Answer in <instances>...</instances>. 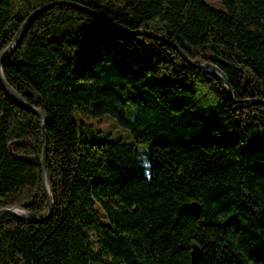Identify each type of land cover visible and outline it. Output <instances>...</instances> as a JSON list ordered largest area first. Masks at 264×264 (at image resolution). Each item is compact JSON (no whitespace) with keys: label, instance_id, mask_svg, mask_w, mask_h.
Instances as JSON below:
<instances>
[{"label":"trees","instance_id":"trees-1","mask_svg":"<svg viewBox=\"0 0 264 264\" xmlns=\"http://www.w3.org/2000/svg\"><path fill=\"white\" fill-rule=\"evenodd\" d=\"M57 1L111 23L57 4L3 62L8 83L47 117L55 207L44 224L0 219V264H192L194 245L198 264H264V106H236L173 46L121 29L165 36L219 66L236 99H264V0H0V54ZM75 22L86 26L60 33ZM76 111L114 117L133 142L80 134ZM42 149L40 119L0 84V210L47 213Z\"/></svg>","mask_w":264,"mask_h":264},{"label":"water","instance_id":"water-1","mask_svg":"<svg viewBox=\"0 0 264 264\" xmlns=\"http://www.w3.org/2000/svg\"><path fill=\"white\" fill-rule=\"evenodd\" d=\"M65 5L68 7H71L75 10H81L91 16H94L104 22H109L111 23L110 20L106 19L104 16L101 14L95 12L94 10L85 7L83 5H80L76 2H66V1H57L54 3H50L47 5H44L40 7L39 9L35 10L34 12L31 13V15L25 20V22L22 24L20 29L18 30L17 34L15 35L12 43L0 54V84L1 87L4 91V93L13 99L17 105L22 107L23 109H26L32 113H34L41 121V126H42V141H43V149H42V156H41V172H42V184H43V189H44V195L47 203V213L43 216H38L35 214H32L31 212H28L20 207H15V208H3L0 210V219L5 216V215H12L16 219L25 222V223H31V224H44L47 223L54 211L55 203L52 199V195L50 192V188L48 186V181H47V159H48V136H47V130H46V122H47V117L45 113L34 107L33 105L27 103L21 96L20 94L8 83L4 76L3 72V62L6 61L12 53L19 47L21 42L23 41L25 35L29 31V29L32 27L33 23L37 20V18L46 10H48L50 7L55 6V5ZM121 29L127 33L131 34H136V35H141L145 36L148 38H153L156 40H159L161 42L167 43L171 46L174 47V49L177 51V53L185 60V62L196 69L200 70H205L208 71L212 74H214L217 78H219L224 86L228 90V98L235 104L236 106L238 105H247V104H258V105H263L264 106V99H253V98H247V99H236L234 97V92L232 89V86L230 84L229 78L225 74V72L217 65L210 63V62H202V63H196L194 60L189 58L183 49L177 45L176 43L172 42L165 36L159 35L155 32L146 30L144 28L138 29L136 31H130L124 27H121ZM189 208L196 211L197 213L200 212L201 208L199 204L197 203H192L189 205ZM192 257V264H198L200 261L201 253L200 249L197 245L193 246V250L191 253Z\"/></svg>","mask_w":264,"mask_h":264},{"label":"rangeland","instance_id":"rangeland-1","mask_svg":"<svg viewBox=\"0 0 264 264\" xmlns=\"http://www.w3.org/2000/svg\"><path fill=\"white\" fill-rule=\"evenodd\" d=\"M208 3L219 7L217 0H205ZM86 24L82 22H75L67 24L60 29V33L77 32L81 28L85 27ZM131 109V108H130ZM74 120L78 126V132L84 134L90 139L97 141H118L121 140L125 143L133 142V137L127 128L120 126L114 117L108 115L97 118H85L82 117L77 111L74 113ZM138 159L146 167V172L150 174V157H149V146L141 145L139 148ZM48 181V178H47ZM49 186V184H48ZM50 188V187H49ZM21 208V207H20ZM92 240L96 241V236L92 234Z\"/></svg>","mask_w":264,"mask_h":264}]
</instances>
